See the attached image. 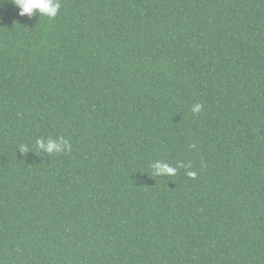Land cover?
<instances>
[{
    "label": "trees",
    "instance_id": "obj_1",
    "mask_svg": "<svg viewBox=\"0 0 264 264\" xmlns=\"http://www.w3.org/2000/svg\"><path fill=\"white\" fill-rule=\"evenodd\" d=\"M59 3L0 0V264H264V0Z\"/></svg>",
    "mask_w": 264,
    "mask_h": 264
},
{
    "label": "clouds",
    "instance_id": "obj_2",
    "mask_svg": "<svg viewBox=\"0 0 264 264\" xmlns=\"http://www.w3.org/2000/svg\"><path fill=\"white\" fill-rule=\"evenodd\" d=\"M12 3L18 8L19 15H26L29 18H31L36 13H38L40 16L54 18L60 9L59 0H12ZM201 108L202 105L200 103H195L192 105L191 111L193 113H199ZM61 143L65 145L66 150L71 147L68 143V140L66 139L62 140ZM37 145L41 148H44L49 153L59 151V144L52 141L51 139L47 142V144L38 139ZM163 170L169 173L175 171L174 169L167 167H165ZM187 174L192 177L196 175L194 171H190Z\"/></svg>",
    "mask_w": 264,
    "mask_h": 264
}]
</instances>
